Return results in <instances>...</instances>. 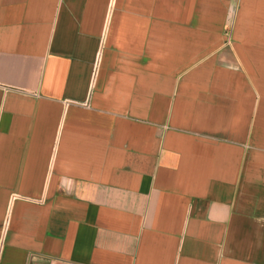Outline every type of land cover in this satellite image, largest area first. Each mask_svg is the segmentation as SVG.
I'll return each mask as SVG.
<instances>
[{"label": "crops", "instance_id": "crops-1", "mask_svg": "<svg viewBox=\"0 0 264 264\" xmlns=\"http://www.w3.org/2000/svg\"><path fill=\"white\" fill-rule=\"evenodd\" d=\"M0 264H264V0H0Z\"/></svg>", "mask_w": 264, "mask_h": 264}]
</instances>
